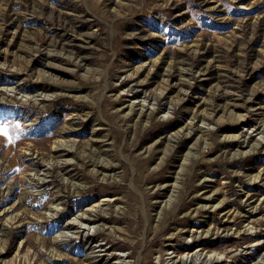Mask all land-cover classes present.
<instances>
[{
  "label": "rangeland",
  "instance_id": "1",
  "mask_svg": "<svg viewBox=\"0 0 264 264\" xmlns=\"http://www.w3.org/2000/svg\"><path fill=\"white\" fill-rule=\"evenodd\" d=\"M0 127V264H264V0H0Z\"/></svg>",
  "mask_w": 264,
  "mask_h": 264
},
{
  "label": "snow or ice",
  "instance_id": "2",
  "mask_svg": "<svg viewBox=\"0 0 264 264\" xmlns=\"http://www.w3.org/2000/svg\"><path fill=\"white\" fill-rule=\"evenodd\" d=\"M0 132H3L4 135H7V129L5 127H0Z\"/></svg>",
  "mask_w": 264,
  "mask_h": 264
},
{
  "label": "bare ground",
  "instance_id": "3",
  "mask_svg": "<svg viewBox=\"0 0 264 264\" xmlns=\"http://www.w3.org/2000/svg\"><path fill=\"white\" fill-rule=\"evenodd\" d=\"M62 145V144H61ZM91 219V218H90Z\"/></svg>",
  "mask_w": 264,
  "mask_h": 264
}]
</instances>
